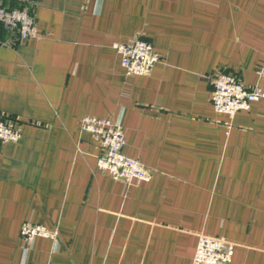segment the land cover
Listing matches in <instances>:
<instances>
[{
	"label": "crops",
	"instance_id": "1",
	"mask_svg": "<svg viewBox=\"0 0 264 264\" xmlns=\"http://www.w3.org/2000/svg\"><path fill=\"white\" fill-rule=\"evenodd\" d=\"M33 14L37 38L0 30V114L21 132L0 146V264H193L200 235L264 264V99L233 118L212 103L222 73L264 91V0H39ZM137 36L161 60L128 77L117 46ZM87 116L120 124L150 181L97 168ZM26 222L58 240L28 248Z\"/></svg>",
	"mask_w": 264,
	"mask_h": 264
},
{
	"label": "built area",
	"instance_id": "2",
	"mask_svg": "<svg viewBox=\"0 0 264 264\" xmlns=\"http://www.w3.org/2000/svg\"><path fill=\"white\" fill-rule=\"evenodd\" d=\"M17 6L9 7L0 0V30L12 31L21 42L38 37L33 10L39 0H12ZM0 44L9 46L11 43ZM121 64L128 77L146 76L160 62L151 43L137 36L133 41L117 46ZM264 80V62L257 71ZM264 99L261 87H247L237 76L222 73L213 78L212 103L218 113L235 117L250 111L254 103ZM81 131L93 137L101 149L97 168L107 172L114 180L127 185L148 182L152 172L139 160L123 153L125 135L120 124L110 118L87 116L81 120ZM21 132L12 118L0 114V146L17 142ZM57 241L59 232L40 224L26 222L21 229V240L31 247L36 239ZM235 244L221 238L200 235L193 264H232Z\"/></svg>",
	"mask_w": 264,
	"mask_h": 264
}]
</instances>
